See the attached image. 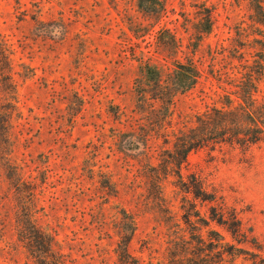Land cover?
<instances>
[{"label": "rangeland", "instance_id": "obj_1", "mask_svg": "<svg viewBox=\"0 0 264 264\" xmlns=\"http://www.w3.org/2000/svg\"><path fill=\"white\" fill-rule=\"evenodd\" d=\"M200 1L165 0V16L139 33L128 25L131 18L142 19L137 0H0V34L14 50L21 111L13 127L14 159L24 178L36 183L39 221L69 264H121L116 253L121 208L136 213L128 247L139 264H168L167 229L142 205L147 191L136 159L144 147L120 150L114 134L137 117L133 84L141 64L173 66L157 51L159 29L176 27L187 51L193 29H185L184 16L196 22ZM250 2L207 0L215 24L194 55L201 69L197 84L174 100L176 126L222 105L229 85L217 74L231 73L238 64L233 49L238 32L251 24ZM259 48L252 43L250 52ZM178 58L184 61V54ZM162 145L161 137L149 142L154 164ZM181 172L196 176L214 196L211 202L197 201L202 212L224 204L249 234V241L238 245L247 251L226 255L224 264H264V139L248 148L221 144L195 149ZM173 180L167 178L164 193L179 215L183 193ZM106 181L116 195L108 192ZM6 189L0 173V202ZM4 224L0 264H34L12 221ZM211 226L234 242L224 228Z\"/></svg>", "mask_w": 264, "mask_h": 264}, {"label": "trees", "instance_id": "obj_2", "mask_svg": "<svg viewBox=\"0 0 264 264\" xmlns=\"http://www.w3.org/2000/svg\"><path fill=\"white\" fill-rule=\"evenodd\" d=\"M206 2L196 4V22L184 16L185 29H193L185 46L187 51L183 50L182 38L176 35V27L159 29L157 51L172 60L173 66L141 64L133 84L137 117L124 124L125 130L114 134L120 150L126 145L144 147L136 159L147 191L142 205L152 210L167 229L168 264H224L226 255L233 257L247 251L238 246L249 241V234L242 229L236 213L228 212L224 204L202 212L197 201L211 202L214 196L196 176H184L181 166L191 151L201 147L228 144L248 148L264 139V0L250 2L251 24L238 32L239 43L233 49L238 64L232 66L231 73L218 71L217 79L229 85L222 94V105L195 114L182 126L173 124L174 100L197 84L201 69L194 55L214 28V13ZM136 5L142 19L131 18L128 25L139 33L167 13L165 0H137ZM252 43L260 46L258 51L250 52ZM180 54H184V61L179 60ZM13 55V48L0 34V173L7 188L0 202V231L3 233L7 219L12 221L18 242L34 264H69L66 255L55 247L53 234L39 221L36 183L24 178L14 159L13 127L21 111ZM153 137H161L163 142L156 164L151 162L153 153L149 149ZM168 177L174 178L173 184L183 193L179 215L173 212L164 193ZM106 183L108 192L116 195L113 184ZM120 214L116 225L118 261L139 264L128 247L137 226L136 213L121 208ZM212 222L229 232L234 242L213 228Z\"/></svg>", "mask_w": 264, "mask_h": 264}]
</instances>
